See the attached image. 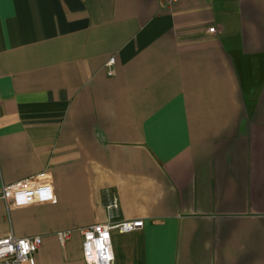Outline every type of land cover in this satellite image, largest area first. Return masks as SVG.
I'll return each mask as SVG.
<instances>
[{"label": "crops", "instance_id": "obj_1", "mask_svg": "<svg viewBox=\"0 0 264 264\" xmlns=\"http://www.w3.org/2000/svg\"><path fill=\"white\" fill-rule=\"evenodd\" d=\"M40 173L0 199L35 264H85L106 191L113 264H264V0H0V188Z\"/></svg>", "mask_w": 264, "mask_h": 264}, {"label": "built area", "instance_id": "obj_2", "mask_svg": "<svg viewBox=\"0 0 264 264\" xmlns=\"http://www.w3.org/2000/svg\"><path fill=\"white\" fill-rule=\"evenodd\" d=\"M167 2L172 0H166ZM209 33L215 28L209 27ZM114 63L113 57L107 61L108 73H112L110 66ZM0 199L7 207H23L33 203H49L54 199L52 183L44 173L20 179L0 188ZM118 208L115 195L106 191L104 209L108 220L104 223L88 225L79 229L81 237V254L85 264H113V254L110 246L112 232L127 233L140 229L142 219L114 220L112 214ZM69 231L59 232L60 244L70 238ZM41 246V237H16L11 231L0 237V264H35L34 253Z\"/></svg>", "mask_w": 264, "mask_h": 264}]
</instances>
